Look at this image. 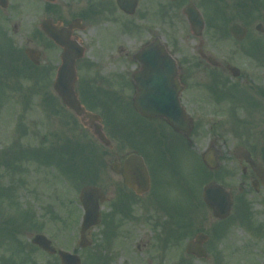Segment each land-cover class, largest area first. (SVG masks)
Returning a JSON list of instances; mask_svg holds the SVG:
<instances>
[{
	"label": "flooded vegetation",
	"instance_id": "flooded-vegetation-1",
	"mask_svg": "<svg viewBox=\"0 0 264 264\" xmlns=\"http://www.w3.org/2000/svg\"><path fill=\"white\" fill-rule=\"evenodd\" d=\"M26 2L28 7L24 5ZM188 4L190 0H141L133 14L128 15L117 8L116 0H0V35L9 43L5 47L7 54L2 52V57L8 64L14 63L16 69V63L23 61L24 70L30 76L37 79L43 76L48 80L52 62L46 58L45 50L51 46V40L41 24L46 21L59 31L70 32L69 38L83 45L87 53L77 62V84L79 98L86 101V110L92 113L99 112L100 99L95 91L100 87L134 89L135 74L144 73V81L148 83L151 76H157L154 71L164 73L166 69L164 74L169 87L180 86V102L188 104L190 128L187 134H182L164 119L138 116L146 125L153 126L151 136L166 146L171 155L172 147L178 144L185 148L189 157L198 155L200 161L201 150L213 153L219 164L213 172L219 173V178L213 181L224 185L237 201L264 200V183L260 176L264 177V0L254 3V16L247 13V17H242V9L237 13L230 8L234 13L232 18L226 7L222 12L224 18L220 20L224 24L214 22L217 20L205 16L203 8L195 5L204 22L200 37L195 36L184 14ZM175 23L189 32L191 49L176 48ZM233 24L245 29L243 40L237 41L230 34ZM111 26L117 29L119 38L133 41L132 47L119 48L112 57ZM16 38L23 40L21 49L16 47ZM245 41L253 42V49L245 50ZM153 43L158 45L154 50L158 64L146 69L138 56L143 48ZM95 44L100 50L95 49ZM26 50L33 52L36 64L27 58ZM111 58L121 70L111 73ZM164 62L173 66L164 67ZM115 79L119 80L117 86L113 85ZM109 137L111 156L115 146L111 148V133ZM124 159L115 151L112 160L110 158L111 192L106 199L113 204L111 215L101 216V221L104 228L110 230L109 239L113 244L117 245V237H123V241H135V251L141 252L160 242L164 221L148 204L150 197H155L150 171L147 168L149 192L138 194L123 185L119 173ZM250 161L261 171H254ZM213 238L215 243L220 240L215 234Z\"/></svg>",
	"mask_w": 264,
	"mask_h": 264
},
{
	"label": "rangeland",
	"instance_id": "rangeland-1",
	"mask_svg": "<svg viewBox=\"0 0 264 264\" xmlns=\"http://www.w3.org/2000/svg\"><path fill=\"white\" fill-rule=\"evenodd\" d=\"M28 6L27 4L26 7ZM25 21L29 22L27 19ZM175 25L176 48L191 49L193 43L188 32L185 30L184 33L182 26L176 23ZM113 34L115 31L111 29V35ZM22 43V39H15L16 47L19 49L22 48ZM132 46L133 41L123 37L113 49L116 53L115 50L118 48L128 50ZM2 51L4 52V49L0 48L1 59H3ZM45 55L52 62L53 73L50 80L53 81L55 69L59 64V51L53 47H47ZM120 55L123 56V54ZM244 64H247L245 60ZM115 70L121 69L119 65L112 62L111 58V73ZM10 76L6 74L3 79L0 78V260L14 258L17 264H22V257H25V252H28L36 264H46L47 257L41 252H34L30 238L36 233H41L51 238L57 248L68 250L77 248L81 216L77 199L79 188L85 183H92L96 177L98 180L100 176L102 181L99 184H102L107 194L111 192L109 160L113 158L114 151L120 148V144L113 136L114 134L111 135L115 150L111 151L110 156L108 150L101 148L95 138L88 131L81 129L68 111L61 107L56 101L52 87L49 88L46 81L43 88L37 89L31 82L22 78L15 79L14 83L13 76ZM113 83L117 86L119 80L115 79ZM106 88L107 86H104L101 89L106 90ZM115 97L117 96H109V103L112 104ZM123 97L126 99L129 94ZM123 106L125 108H118L116 103L111 105L114 109L113 114L107 106V111L104 112L105 126L107 129L111 127L117 134H125L124 139L129 145L135 147L138 145L137 152L143 157L155 185L156 199H149L148 204H156L158 215H163L165 218L167 214L170 215L176 228L186 230L184 224L190 222L194 215L195 229L200 227L201 231H210L214 226L212 223L208 224L207 219L210 213L204 207H200L197 196L205 175L198 161L193 159V156L188 157L185 152L179 153L175 147L172 148L173 155L169 154L165 149L166 146H163L156 137H150L142 130L139 135L134 131L135 125H142V121L125 105ZM139 140L140 143H137ZM122 143L121 149L124 146L125 155L128 145H125L127 144L125 141ZM97 147L100 148L101 163L97 162ZM53 148L62 150V156L67 154L71 167L79 165L80 168H89L91 172L96 169L95 175L89 172L91 174H87V178L79 176L75 181L69 180L66 175L69 169H60V164L53 162V160L59 161L50 151ZM20 152L27 155L21 157ZM122 153L120 150L119 155ZM49 161L51 164L43 163ZM176 171H181L180 183H176ZM211 177L213 178L212 175H208L206 179L210 182ZM112 204L111 200L106 203L102 214L110 216ZM249 204L255 227L260 225L264 227V202L252 200ZM196 205L199 206L200 211L195 212ZM48 209L51 210V215L47 213ZM236 210L235 206L233 218L228 219L229 225L234 223ZM165 218H162V221L166 225L169 219ZM171 229L174 230V228ZM109 231L107 227L104 228L102 222L91 231L92 248L80 251L83 264H89V261L93 264L95 261L106 263L107 260L110 264H174V261L179 259V256H175V252L183 255L180 247L168 254L163 252L157 254L152 245L141 252H136L135 241H123V237H117V245L109 242L106 239ZM118 232L122 235V230ZM129 233L131 234L132 231L129 230ZM254 234L238 225L229 242L227 239L224 240L217 250L224 256L223 264H264V236L260 234L254 236ZM181 238L179 234L173 235L167 232L163 234L162 241L169 244L179 242ZM19 244L22 246L20 249L17 248ZM210 245L209 247L213 248V245ZM94 251L99 252V255L93 254L94 257L93 255L89 257ZM161 254L162 257H160ZM186 264L216 263L211 257L208 262L192 259Z\"/></svg>",
	"mask_w": 264,
	"mask_h": 264
},
{
	"label": "water",
	"instance_id": "water-1",
	"mask_svg": "<svg viewBox=\"0 0 264 264\" xmlns=\"http://www.w3.org/2000/svg\"><path fill=\"white\" fill-rule=\"evenodd\" d=\"M120 3L121 1H119V4ZM123 3H121V7L124 6ZM133 4H134V1L131 2L129 6H132ZM186 13L191 23L200 26L201 21H200L199 15L194 11V9L192 10L191 8H188L186 10ZM44 29L49 35V37L52 38L59 46L63 48V54L61 56L62 66L60 67L58 71L57 79L54 84L55 91L61 97L63 103L69 109L73 110L75 114H77L78 116L85 114L87 117L91 118L92 122L99 121L98 117H95V116L90 117L89 114L85 113L83 108L80 107L79 102L76 98V94L74 92V83H75V64L74 63H75V60L79 58L80 56V49L76 47L75 45L71 44L70 42H68L62 34H59L45 26H44ZM147 55H145V57H147ZM155 59H156V55H155ZM155 59H153V63L151 62L152 67L154 66L156 67L158 64V62H155ZM167 64H168L167 62H164V64L162 65L166 67L168 66ZM165 70L166 69H164V72ZM153 73L157 74L158 72L154 71ZM162 75L163 73L160 74V76ZM152 80L157 81L159 79H156V78L149 79V85ZM139 90L141 91V89ZM170 91H171L170 88H167V87L165 88L160 87V88H157L156 90L150 88L149 95H148L146 91L144 93V89H143V93L145 97L144 95L142 96V94L137 95V99L135 100V108L139 113H141L143 116H146V117L164 116L167 119V122L169 124H171L175 129L180 130V129H183L186 123L184 119L182 118V112L177 102V90H175L173 94H171ZM156 92L158 94L156 96L157 98H161V96L163 97L167 96L173 101V103H171V105H167V104L161 105L162 104L161 102L157 103L158 99H155V102H154L155 104L153 103V105L150 102H147L150 94L155 95ZM95 133L97 134L100 140L104 141L103 135L101 134V131H100V127L95 128ZM127 164H131V166L132 164H138L136 168L137 170L136 177L141 178V181L139 182L143 184V188H144L146 185L147 176L144 171V168L142 167L140 163V160L137 158H130V160L127 161ZM131 168H128V169H131ZM126 180L130 184L134 182L133 178L129 180V177L127 176H126ZM210 192H211V196L209 198H211V200L209 204L213 206L212 208L215 209L214 210L215 215L216 216H226L225 214H227V212L229 211V205H230L229 197L224 196L225 194L223 193L222 194L219 193L218 190L210 189V191H208L207 193H210ZM98 199H101L98 190L91 189V188H86L83 190L82 195H81V202L83 203V206L86 212L84 219H83V225H82L83 232L98 223V207H97ZM101 201H103V199H101ZM33 243L40 246L43 250L49 251L51 253L53 252L50 249L48 250L49 243L43 237H36L33 240ZM60 256L62 259V264H79L78 259L75 257H72V256L70 257L69 255H66V254H60Z\"/></svg>",
	"mask_w": 264,
	"mask_h": 264
}]
</instances>
